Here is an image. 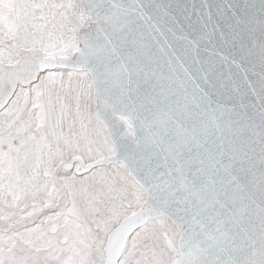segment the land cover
<instances>
[{
	"label": "snow or ice",
	"instance_id": "obj_1",
	"mask_svg": "<svg viewBox=\"0 0 264 264\" xmlns=\"http://www.w3.org/2000/svg\"><path fill=\"white\" fill-rule=\"evenodd\" d=\"M0 264H264V0H0Z\"/></svg>",
	"mask_w": 264,
	"mask_h": 264
}]
</instances>
